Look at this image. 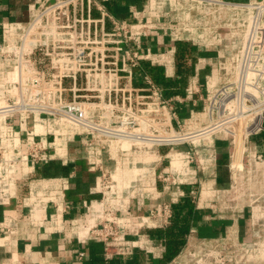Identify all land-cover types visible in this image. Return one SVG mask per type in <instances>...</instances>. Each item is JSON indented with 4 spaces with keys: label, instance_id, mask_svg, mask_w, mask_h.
I'll use <instances>...</instances> for the list:
<instances>
[{
    "label": "built area",
    "instance_id": "2783aa9c",
    "mask_svg": "<svg viewBox=\"0 0 264 264\" xmlns=\"http://www.w3.org/2000/svg\"><path fill=\"white\" fill-rule=\"evenodd\" d=\"M168 1L172 7L180 3ZM191 1L183 20L197 10L203 15L194 24H213L215 43H231L215 52L204 91L197 72L188 77L183 96L166 95L144 68L148 62L167 69L175 48L143 47L153 25L138 11L129 21L96 0H38L29 5L25 21L0 24V205L26 183L22 203L29 216L37 220L38 209L52 207L49 219L55 221L69 177L34 173L52 159L67 163V145L77 140L95 180L91 197L82 201L88 216L70 225L84 230L78 238L102 243L105 261L153 253L146 230L165 228L173 204L188 199L194 210L206 211V221L230 219L231 224L214 235L187 234L165 264H264V152L247 145L264 130V0ZM148 2L153 15L166 17L172 42L194 47L206 39L198 27L180 26L160 11L161 0ZM223 27L228 32L219 31ZM185 100L192 106L181 117L178 105ZM28 115L30 126L24 123ZM238 131L243 136L239 163ZM217 140L227 143L225 186L213 172L200 176L217 162ZM245 218L247 238L234 224ZM13 221L6 220L5 230Z\"/></svg>",
    "mask_w": 264,
    "mask_h": 264
},
{
    "label": "crops",
    "instance_id": "0c3cea01",
    "mask_svg": "<svg viewBox=\"0 0 264 264\" xmlns=\"http://www.w3.org/2000/svg\"><path fill=\"white\" fill-rule=\"evenodd\" d=\"M38 0H0V24L8 21H25L29 15V5ZM105 9L116 18L134 21V11L141 16L144 21L153 25L148 35L143 37V47L150 46L152 51L160 52L175 48L176 42H172L167 29V22L163 15H153L150 12L153 6H149L148 0H96ZM150 10V11H149ZM150 13V14H149ZM99 11L96 7L92 9V16L97 17ZM200 55H193V70L188 75L193 76L197 72L205 77L209 69H202L196 61H203L206 53L199 52ZM168 55H170L168 53ZM174 61L167 65L157 66L164 72L165 77L173 78L176 75L175 52ZM198 58V59H197ZM148 63V62H146ZM206 72V73H204ZM205 74V75H204ZM187 77V80H188ZM205 79V78H204ZM187 82L185 84V87ZM185 87L183 88L185 90ZM200 93L204 91V81L199 84ZM183 93L180 95H184ZM191 101L185 100L182 106L178 105L180 116H185L191 108ZM200 108V103L195 109ZM17 123V120H16ZM26 126L31 125L30 115L24 120ZM235 140V162L239 163L242 151V133L238 131ZM251 149L264 152V143H259L254 136L251 138ZM176 148H183L177 146ZM217 153V162L215 166L207 168L204 173H200L201 178H208L209 173L216 174L215 181L219 186L227 185L228 178L224 163L227 158V143L223 140L215 142ZM68 161L62 162L59 159H52L41 163L36 169L34 176L40 178L53 176H68L69 189L66 190L63 198L62 211L57 215L55 221L50 220L49 216L53 210L52 207L37 210V220L34 216H29L28 208L22 203V198L27 194V184L21 183L16 190V196L8 204L0 205V264H165L161 257L165 249L164 242L161 239L153 238L150 233H146L155 244L153 253L137 251L136 254L128 257H115L112 260L105 261L102 256V243L92 239L78 238V234H83L81 228L75 229L70 223L72 219L85 221L88 216L82 201L89 199L90 188L94 185L95 173L88 170L83 150L79 141H71L67 145ZM211 175V174H210ZM224 176V180H222ZM211 180L213 177L211 176ZM148 206L144 207L146 212ZM194 220L191 222V228L188 234L192 236L214 235L221 233L231 220H213L206 221L205 210H199ZM8 218H13V223L5 230L4 226ZM5 219V220H4ZM241 237H249V226L247 219H240L237 223ZM234 225V226H235ZM144 231V228L142 229ZM141 230V231H142ZM187 236V235H186ZM80 252L83 255L80 256ZM256 264V263H250ZM261 264V263H259Z\"/></svg>",
    "mask_w": 264,
    "mask_h": 264
},
{
    "label": "trees",
    "instance_id": "16d2710c",
    "mask_svg": "<svg viewBox=\"0 0 264 264\" xmlns=\"http://www.w3.org/2000/svg\"><path fill=\"white\" fill-rule=\"evenodd\" d=\"M193 47L185 41H178L175 44L176 75L173 78L165 77L164 72L157 66H151L144 62V68L159 84L166 95L181 94L187 82L188 75L193 70L194 56ZM259 143H264V130L255 135ZM224 180V176H222ZM199 210H194L193 204L188 199H183L172 206V218L165 228L149 229L147 232L153 238L161 239L164 242L161 261L167 262L174 257L185 242L186 235L190 231L191 222Z\"/></svg>",
    "mask_w": 264,
    "mask_h": 264
},
{
    "label": "rangeland",
    "instance_id": "374dc122",
    "mask_svg": "<svg viewBox=\"0 0 264 264\" xmlns=\"http://www.w3.org/2000/svg\"><path fill=\"white\" fill-rule=\"evenodd\" d=\"M156 1H159V0H156ZM162 3L159 4L160 5V11H164L166 12V16L167 17H171L172 19H175L177 21H180V26H184L185 24L187 25V27H191L193 29H195V27H198L196 30V32H203L204 35L206 36V39L203 41V40H196V43L193 44V50L194 51V54L195 55H200L199 52L205 54L206 53V58L204 57L205 60L201 61V62H198L196 61L197 64H199L198 66H200V68L202 69H210L211 68V65L210 64H214L215 63V52L217 53V51L221 50V52H223L224 50V46L223 44L224 43H231V41L229 42L228 40H223L222 44H217L215 43L214 39H212V34L210 33L211 31L210 30H213V24L211 23H208L205 24V26L203 24L201 25H197L194 24V19H196V22L198 21L199 22V16L203 14H199L198 11L196 10H192L191 11V19L186 21V20H183V12L184 11H187V9H185L189 4H193L194 5V1H191V0H180V3L174 7L173 4L171 5V2L168 1V0H161ZM173 8V9H171ZM157 12V11H156ZM209 16V19H210V22L212 21L213 19V16L212 15H207V17ZM196 25V26H195ZM211 28V29H210ZM229 28H226V27H223L221 29H219V31H221L222 33H225V32H228ZM240 41V38L238 37L237 40L235 41L236 42H239ZM237 44V43H236ZM230 48H232V45L229 46L227 49L230 50ZM197 49V50H196ZM209 72V70H208ZM206 73V72H204ZM205 75V74H204ZM204 76L203 74L201 75L200 73L198 74V83L201 84V81H204ZM12 123L16 124V119L13 118L11 120ZM239 133V132H238ZM238 133L236 134L238 136ZM251 144V139H249L248 141V144L247 145H250ZM228 150V149H227ZM228 153V152H227ZM246 158L244 156L243 158V162L245 163L246 162ZM227 162V158L225 160V162L223 163H226ZM226 171V170H225ZM227 174V173H226Z\"/></svg>",
    "mask_w": 264,
    "mask_h": 264
}]
</instances>
